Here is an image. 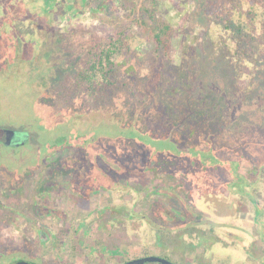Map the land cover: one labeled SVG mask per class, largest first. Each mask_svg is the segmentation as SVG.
I'll list each match as a JSON object with an SVG mask.
<instances>
[{"label": "rangeland", "instance_id": "rangeland-1", "mask_svg": "<svg viewBox=\"0 0 264 264\" xmlns=\"http://www.w3.org/2000/svg\"><path fill=\"white\" fill-rule=\"evenodd\" d=\"M159 1L157 15L175 29L168 54L157 52L150 38L132 27L127 12H116L105 0L50 1L45 15L37 2L33 9L30 0H0V137L2 130L32 134L18 147L0 145V220L21 218L22 227L25 218H37L40 205L52 210L57 201L74 218L82 196L74 199L69 185L98 191L110 172L113 188L94 194L93 207L111 201L129 209L126 222L112 229L117 257L111 264L146 256L178 264H264L263 35L257 31L261 48L246 47L243 55L245 47L218 26L223 0ZM13 27L37 30L42 49L37 56L28 54L30 46L11 33ZM123 30L130 49L116 58L115 85L81 97L74 63ZM81 98L89 112L107 116L121 109L119 114L135 117L134 127H142L136 138L140 150L122 142L129 141L125 120L77 133L62 122L71 114L68 104ZM94 137L91 147L85 139ZM85 150L97 154L95 159L84 157ZM71 169L84 172L88 183L68 185L60 172ZM8 176L16 179L13 195L4 188ZM43 186L55 188L53 201L41 198ZM172 209L180 216L186 209V221H172L167 214ZM7 223L1 225L0 244L11 239L21 247L23 233L12 237ZM104 227L95 225L89 238L103 236ZM67 244L64 249H70ZM89 244L79 247L80 255L69 264H103Z\"/></svg>", "mask_w": 264, "mask_h": 264}, {"label": "trees", "instance_id": "trees-1", "mask_svg": "<svg viewBox=\"0 0 264 264\" xmlns=\"http://www.w3.org/2000/svg\"><path fill=\"white\" fill-rule=\"evenodd\" d=\"M21 0H14L15 3H19ZM107 3L112 4V8L118 12L123 9L127 12L128 17L131 19L132 27H135L143 33L146 37L150 38L156 47V51L159 53L168 54L170 50L171 42L175 36V29L172 24L162 19L157 12L161 8L162 3L159 0H105ZM35 7L38 5L40 14L45 15V10L49 7L48 0H30L31 7L34 9L33 3H36ZM203 2L213 3L214 0H203ZM28 6V5H27ZM52 6V4L50 5ZM223 8L225 15L218 16V26L224 31L230 34V39L233 40L239 46H244L245 49L241 50L242 54L249 52V50L254 49L257 51L261 48V39L257 41L258 30H261L264 40V0H223ZM33 9L31 14H33ZM223 12V13H224ZM2 12H0V17ZM50 27V26H48ZM14 27L11 33L15 36L17 33L20 35L19 41L30 48L27 50L28 54L33 58L37 56L38 50H42L40 47V42L37 40V30L31 28L28 32H16ZM123 30L119 35L111 37L110 39L104 40L96 48H92L85 53V61L75 62V81L77 89L80 90L81 97L88 98L90 95L104 93L108 91L109 88L115 85V80L120 74V67L116 61L118 56H121L124 52L129 51L130 47H127L128 36ZM26 34V35H25ZM260 34V33H259ZM256 35V36H255ZM117 37V38H116ZM249 39V40H248ZM253 40V44L251 43ZM227 45V43L225 44ZM254 45V47H253ZM231 47V45H228ZM249 48V50L247 48ZM259 53V52H258ZM260 54V53H259ZM245 55V54H243ZM255 56H259L256 55ZM83 90V91H82ZM89 92L85 95V92ZM52 96V95H51ZM54 97V96H52ZM49 97L46 102L49 103L52 100ZM78 102L76 99L68 104L67 107L70 108L71 114L66 115L62 122L68 123L73 127L75 133L85 132L91 126L99 125H113L114 123H121L123 120L126 121V128L130 130L129 134H126V139L129 141L123 143V145L129 149L140 150L142 142L137 143V137L140 136L138 131H142V127L138 129L136 126L135 117H128L126 114L121 115L119 111H109L107 116L103 115L101 112L88 111L84 108L86 104L83 98ZM80 103V105H79ZM71 104V105H70ZM84 104V105H83ZM63 117V116H62ZM116 118V119H114ZM30 134V133H29ZM32 134H30V139ZM88 144L96 146V137L93 140L85 139ZM26 143V142H25ZM24 143V144H25ZM141 145H140V144ZM11 146V147H18ZM144 146V145H143ZM142 146V147H143ZM90 147V148H91ZM165 147V146H163ZM168 147V146H167ZM144 148V147H143ZM146 148V149H145ZM144 150H148L145 147ZM169 150V147L167 148ZM166 150V149H163ZM103 151V150H102ZM84 157L89 161L95 159V154H90L88 151H80ZM78 151V153H80ZM144 152V151H143ZM150 152V151H148ZM102 152H99L101 154ZM106 153V152H105ZM79 163L82 161L79 159ZM64 168V167H63ZM62 168V169H63ZM58 168H55L57 170Z\"/></svg>", "mask_w": 264, "mask_h": 264}, {"label": "flooded vegetation", "instance_id": "flooded-vegetation-1", "mask_svg": "<svg viewBox=\"0 0 264 264\" xmlns=\"http://www.w3.org/2000/svg\"><path fill=\"white\" fill-rule=\"evenodd\" d=\"M48 1H55V0H48ZM3 131V130H2ZM6 138V134L4 133L0 137V145L5 147H11L10 144L4 142V139ZM24 144V143H23ZM63 168V164L59 169ZM73 169H71L69 172L64 170V173L61 171L62 176L60 177H68V185L69 182L71 183H88L84 179L81 173H84L82 171H79L78 173L73 172L70 173ZM88 171V170H87ZM57 170H53V173L55 174ZM90 174V171H88ZM92 174V173H91ZM106 175V172H105ZM110 175V176H109ZM108 179L111 177V174L109 172ZM59 177V176H58ZM22 178V177H20ZM108 184H105V187L99 188L98 191H91L90 189L87 190L90 186L85 185H77L73 188H70V185L68 187L70 195L75 199L76 197L79 199L80 196V202L75 203V217L72 218L69 211L67 209L61 208V205L63 203H60V201H57L54 203L55 209L48 210L45 208V206L40 205L37 208V218H25L23 220V226H19L21 224V218L16 217H9L4 220H0V228L1 225L4 226L5 220H7V224L9 225L11 230V236L14 237L15 232H22V240L23 245L20 247V244L15 245L11 243V239L7 240L8 245L0 244V259H6L8 258L7 262H4L3 264H69V259L73 258L75 256H79V247L86 246L87 243H90L91 246L90 249L94 250L95 257L99 258L103 264H111L110 261L113 257L116 256V252H113L111 250V239L114 233H112L113 227H115V223H121L126 222L127 214H128V207L125 204L116 205L115 203L109 201L105 202L102 207L97 209L96 206L93 207V196L94 194L101 193L103 190L110 192V190L113 188L111 179L108 180ZM15 177L14 176H8L7 178V184L4 186V188H8V194L13 195L15 192ZM22 181V180H21ZM92 188V187H90ZM54 187L49 186H43L40 189L41 198L43 199H49L53 201L52 194H54L53 191ZM109 196H106V198ZM47 205V204H46ZM72 205V204H71ZM93 209H92V207ZM184 208H186V204H183ZM158 208V207H157ZM165 208V207H163ZM162 208V209H163ZM97 209V213L94 211ZM188 209V208H187ZM166 210V209H164ZM168 210V209H167ZM185 212L182 216L178 214V212L175 209H172L170 211H167L168 215L170 216L172 221H176V219H180V221L185 222L186 218L184 216H187V210L184 209ZM130 216L133 217V214L130 213ZM114 219V220H113ZM113 220V221H112ZM18 225V226H17ZM95 225L105 226L103 228V236H100V238L95 239V237H90V234H93ZM1 230V229H0ZM3 230V228H2ZM1 232V231H0ZM1 237V233H0ZM106 238H109V240L106 242ZM93 240V241H92ZM67 241L71 242L69 244L70 249H64L65 245L68 246ZM92 241V242H91ZM87 242V243H86ZM95 242V243H93ZM92 243V244H91ZM8 246V248H7ZM21 249L20 251L15 249H12L11 247H15ZM74 247V249H73ZM77 247V249H76ZM97 248V249H96ZM92 251V252H94ZM121 254V253H120ZM119 255V254H117ZM85 255H82V258H84ZM147 257V256H146ZM160 257V256H159ZM163 258V257H162ZM168 260V259H167ZM174 263V262H173ZM1 264V262H0ZM83 264V263H82ZM125 264V263H124ZM175 264H178L175 262Z\"/></svg>", "mask_w": 264, "mask_h": 264}, {"label": "water", "instance_id": "water-1", "mask_svg": "<svg viewBox=\"0 0 264 264\" xmlns=\"http://www.w3.org/2000/svg\"><path fill=\"white\" fill-rule=\"evenodd\" d=\"M6 134V138L4 142L10 144L11 146H16L25 143L30 139V134L27 131L22 130H3L1 135ZM151 263H159V264H175L165 258L157 257V256H147L139 259H134L126 262L125 264H151ZM21 264V263H18Z\"/></svg>", "mask_w": 264, "mask_h": 264}]
</instances>
